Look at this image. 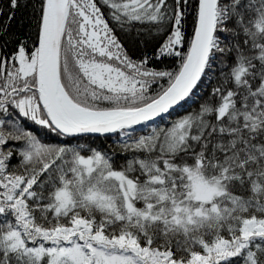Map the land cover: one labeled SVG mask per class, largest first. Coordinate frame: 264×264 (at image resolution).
Instances as JSON below:
<instances>
[{"label": "snow or ice", "instance_id": "obj_1", "mask_svg": "<svg viewBox=\"0 0 264 264\" xmlns=\"http://www.w3.org/2000/svg\"><path fill=\"white\" fill-rule=\"evenodd\" d=\"M0 17V264H264V0Z\"/></svg>", "mask_w": 264, "mask_h": 264}, {"label": "trees", "instance_id": "obj_2", "mask_svg": "<svg viewBox=\"0 0 264 264\" xmlns=\"http://www.w3.org/2000/svg\"><path fill=\"white\" fill-rule=\"evenodd\" d=\"M4 0H0V3H3ZM30 12L31 10L30 9H27V10H21V11H18L16 13V19L15 21L13 22V28L16 29L17 27V24H20L21 26H25L27 25L28 21H29V18H30ZM3 20V17H0V21ZM189 31H191V20H189ZM145 132L147 131V129L144 130ZM115 142V138L113 137L112 140H108V141H100V140H92L91 143L93 144H101V143H104V144H107V145H112L113 143Z\"/></svg>", "mask_w": 264, "mask_h": 264}]
</instances>
